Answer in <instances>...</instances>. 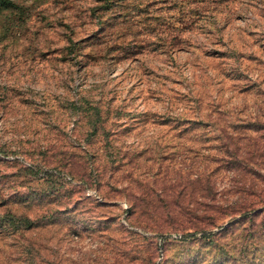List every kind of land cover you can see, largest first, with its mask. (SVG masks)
Segmentation results:
<instances>
[{"label":"rangeland","instance_id":"obj_1","mask_svg":"<svg viewBox=\"0 0 264 264\" xmlns=\"http://www.w3.org/2000/svg\"><path fill=\"white\" fill-rule=\"evenodd\" d=\"M9 1L0 264H264V0Z\"/></svg>","mask_w":264,"mask_h":264},{"label":"trees","instance_id":"obj_2","mask_svg":"<svg viewBox=\"0 0 264 264\" xmlns=\"http://www.w3.org/2000/svg\"><path fill=\"white\" fill-rule=\"evenodd\" d=\"M0 5L2 7H9L11 5V2L9 0H0ZM255 150V146H253L252 149H249L247 151V154L252 155L254 154ZM251 156V157H252ZM66 166V165H65ZM235 166L237 167V169H247L248 165H240V164H235ZM262 182H264V179H261ZM189 185L193 186V187H200L201 191L203 192V196L204 198H207L209 200V202L211 203V208L213 209H218L219 205L217 206L216 204V200H215V190H216V184L215 182L203 178V179H194L192 181H189ZM255 187H259V186H255L253 182H249V181H241L238 178L233 180V185L230 189H233V192L239 193V194H248L249 191L253 190ZM257 189V188H256ZM260 190H262L261 194L258 195V202L262 203L264 202V196H263V191L264 188L263 187H259ZM132 199L137 200V198L132 197ZM175 201H177V198L175 199ZM151 202V201H150ZM207 206L205 209H203L201 212H197L194 210H179L176 211L175 209L173 210H169V211H157L158 209H152L149 211H145V212H141L139 211V214L141 216H148L149 218H152L153 221L151 219H149L152 223L153 226L155 227L156 230L158 231H163L166 229H178V228H183L185 229L187 225L193 226V228L199 229L200 225L203 220H211L214 218L213 215H209L207 212V209H211L209 208V204H205ZM255 204H252L250 202H244V203H237L234 205H227L224 207V211H228L226 214L228 213H241L243 215H247L248 212L247 209L249 207H252ZM230 209V210H228Z\"/></svg>","mask_w":264,"mask_h":264}]
</instances>
